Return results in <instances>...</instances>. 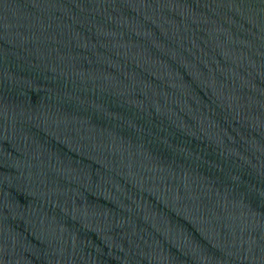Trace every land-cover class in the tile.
Segmentation results:
<instances>
[{"label":"water","instance_id":"1","mask_svg":"<svg viewBox=\"0 0 264 264\" xmlns=\"http://www.w3.org/2000/svg\"><path fill=\"white\" fill-rule=\"evenodd\" d=\"M0 264H264V0H0Z\"/></svg>","mask_w":264,"mask_h":264}]
</instances>
